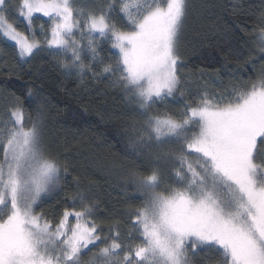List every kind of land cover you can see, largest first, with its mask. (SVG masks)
I'll use <instances>...</instances> for the list:
<instances>
[{
	"label": "snow or ice",
	"instance_id": "obj_1",
	"mask_svg": "<svg viewBox=\"0 0 264 264\" xmlns=\"http://www.w3.org/2000/svg\"><path fill=\"white\" fill-rule=\"evenodd\" d=\"M189 9V0H0V38L21 63L46 47L66 75L102 77L123 93L127 155L146 162L127 169L129 199L142 197L127 233L119 221L105 232L91 187L79 184L49 218L37 205L69 169L44 145L41 108L29 112L15 97L0 114V264H264V71L187 99L179 46ZM36 14L49 22L40 36ZM250 35L264 54V12ZM178 92L177 114L168 102Z\"/></svg>",
	"mask_w": 264,
	"mask_h": 264
},
{
	"label": "trees",
	"instance_id": "obj_2",
	"mask_svg": "<svg viewBox=\"0 0 264 264\" xmlns=\"http://www.w3.org/2000/svg\"><path fill=\"white\" fill-rule=\"evenodd\" d=\"M78 5L98 6L103 0H76ZM189 14L182 30L179 51L182 56V77H187L181 89L187 99L195 102L203 91L218 93L230 89L236 81L254 80L264 71V54L258 52L250 35L259 15L264 12V0H189ZM239 4L234 13L232 5ZM17 27L26 30V23L15 11ZM40 36V24L46 18L34 17ZM248 29L246 34L242 29ZM106 59L113 52L105 42L99 49ZM249 51L253 59H249ZM45 47L28 64L19 61L15 46L0 38V114L15 97L25 101L29 112L37 107L43 113V140L46 149L67 163L69 174L59 188L42 198L36 211L49 218H58L70 196L77 190L91 187L98 205L95 215L105 223L119 221L127 233L131 223L128 213L142 202L132 196L125 184L127 169L136 167L139 158L126 150V126L131 122L132 106L123 93L109 87V81H96L78 75L68 76L58 60L47 55ZM34 96L29 97V89ZM30 101V103H29ZM185 98L176 93L169 98L170 111L179 113ZM159 108L164 109L160 104ZM125 187L130 190L126 193ZM162 188L164 185L161 186ZM91 253L84 256L88 259ZM199 261L200 258L197 257Z\"/></svg>",
	"mask_w": 264,
	"mask_h": 264
},
{
	"label": "rangeland",
	"instance_id": "obj_3",
	"mask_svg": "<svg viewBox=\"0 0 264 264\" xmlns=\"http://www.w3.org/2000/svg\"><path fill=\"white\" fill-rule=\"evenodd\" d=\"M36 16H39V17H42V16H40L39 14H36ZM42 18H46V17H42ZM47 19V18H46ZM77 35H79V33H77ZM8 42V41H7ZM8 43H10V44H12L13 46H14V44L12 43V42H8Z\"/></svg>",
	"mask_w": 264,
	"mask_h": 264
}]
</instances>
